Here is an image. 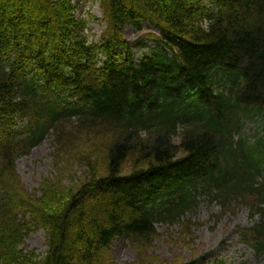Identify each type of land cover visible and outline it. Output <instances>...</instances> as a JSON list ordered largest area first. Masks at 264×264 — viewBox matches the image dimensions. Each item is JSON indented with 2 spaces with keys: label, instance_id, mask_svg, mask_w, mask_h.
I'll use <instances>...</instances> for the list:
<instances>
[{
  "label": "trees",
  "instance_id": "trees-1",
  "mask_svg": "<svg viewBox=\"0 0 264 264\" xmlns=\"http://www.w3.org/2000/svg\"><path fill=\"white\" fill-rule=\"evenodd\" d=\"M73 1L0 0L1 264H109L120 239L142 253L154 221L178 222L199 186L223 208L249 191L261 220L240 239L264 248V135L231 139L255 117L264 132V0H98L92 41L95 17ZM143 26L157 34L126 38ZM73 127L107 141L92 138L81 176L62 161V178L28 193L16 159L52 133L53 156L75 160ZM33 227L46 234L40 260L17 248Z\"/></svg>",
  "mask_w": 264,
  "mask_h": 264
},
{
  "label": "rangeland",
  "instance_id": "rangeland-1",
  "mask_svg": "<svg viewBox=\"0 0 264 264\" xmlns=\"http://www.w3.org/2000/svg\"><path fill=\"white\" fill-rule=\"evenodd\" d=\"M75 13L79 17L88 19L89 15L95 17L91 20L84 33L88 40H97L104 29V22L100 20V6L98 0H74ZM142 27L141 32L136 33L130 27L125 31L126 38L135 40L146 31L156 32L152 27ZM254 124L247 123L245 132H251ZM68 148H76L80 153L75 160L63 158V153L56 152L53 156V148L50 139L35 146L31 151L16 161L17 172L28 193H36L43 179L60 177L63 170L62 161H69V166L76 170V176H81L83 167L80 164V155L89 149V153L95 155L99 152V146H94L107 141V136L101 139L98 136L76 133ZM81 131V130H80ZM71 137V136H70ZM98 139V140H96ZM99 141V142H98ZM86 154V153H85ZM61 163V164H60ZM60 164V165H58ZM59 167V169L56 168ZM68 166V167H69ZM125 167V172L128 170ZM62 178V176H61ZM67 184V180H64ZM259 218L249 216V208L242 205L236 211H220L218 203H206L201 200L195 210L185 216L184 224L157 222L156 234L151 243L143 248L142 253L125 240L115 241L110 254L106 255L109 264H172L179 259L194 258L197 262L204 256L209 260L214 257L222 258L227 264H264V256L256 255L250 248L238 242V227L253 224ZM18 250L30 257L31 253L40 260L46 251V235L41 228H34L26 235ZM142 249V248H140ZM2 262L0 261V264ZM27 264V263H25Z\"/></svg>",
  "mask_w": 264,
  "mask_h": 264
}]
</instances>
